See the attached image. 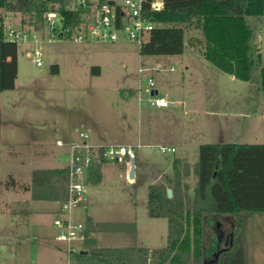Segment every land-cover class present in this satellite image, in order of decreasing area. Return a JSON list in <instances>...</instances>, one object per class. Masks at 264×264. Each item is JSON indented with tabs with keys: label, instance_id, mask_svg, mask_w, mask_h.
I'll use <instances>...</instances> for the list:
<instances>
[{
	"label": "rangeland",
	"instance_id": "rangeland-1",
	"mask_svg": "<svg viewBox=\"0 0 264 264\" xmlns=\"http://www.w3.org/2000/svg\"><path fill=\"white\" fill-rule=\"evenodd\" d=\"M80 1L72 0L70 7L90 10L100 0H89L88 8ZM16 17L20 15L16 13ZM248 19L252 22L257 18ZM260 22H255L259 30L263 25ZM160 25L185 29V51L177 58L175 70L170 68L176 59L143 56L139 45L132 42L49 41L46 26L38 30L43 43H18L15 87L0 91V264H67V245L57 240L54 223L61 216L58 202L35 200L21 186L31 182L36 169L67 165V148L58 146L57 141H72L73 133L87 130L80 123L86 116L94 124L89 132L91 139L123 143L130 138L137 144L139 137L143 143L150 137L164 145L178 146L176 152L163 153L156 146L135 145V179L129 177L131 164L123 175L117 169L119 165L106 161L113 168V180L99 186L85 181L87 200L93 199L88 206L90 214L103 221L121 219L120 223L131 226L122 232L96 234L101 237L99 247L165 248L168 219L148 214V190L156 183L155 175H160L162 180L158 181L162 182L180 155L188 153L190 160L197 162L202 144H264L261 66L255 68L250 81L232 78L205 59L204 33L197 22ZM35 50H40L41 66L35 62ZM156 60L164 68H152ZM141 66L147 69L144 77L152 76L160 94L172 101L169 107L159 109L145 99L139 101ZM143 97L147 95L143 93ZM165 110L168 117L159 113ZM142 150L148 153L144 160ZM189 184L193 196V176ZM73 212L76 220L83 221L86 203ZM226 223L221 226L214 215L206 217L208 257L217 251L221 237L235 229L233 223ZM246 237L248 264H264V213L251 217ZM86 249L82 243V250ZM72 264L79 263L73 260ZM148 264H158L151 253Z\"/></svg>",
	"mask_w": 264,
	"mask_h": 264
},
{
	"label": "trees",
	"instance_id": "trees-1",
	"mask_svg": "<svg viewBox=\"0 0 264 264\" xmlns=\"http://www.w3.org/2000/svg\"><path fill=\"white\" fill-rule=\"evenodd\" d=\"M104 1V0H101ZM72 0H0L3 11L17 13L25 27H45L48 11H57L65 25L81 22L80 8L70 7ZM146 0L147 16L158 23L140 52L143 56L180 55L185 51V29L160 24L194 21L204 33V56L221 71L241 81H250L261 66L260 87L264 92V19L263 37L256 42L257 30L248 17L264 18V0H163L161 10L151 9ZM18 76V43L5 39L0 24V91L15 87ZM105 160H96L88 181L101 182ZM197 178L194 195L184 178ZM67 167L36 169L29 184L21 186L35 200L63 201L68 197ZM172 189L169 196L168 190ZM264 213V144L209 143L199 147L194 167L183 159L174 160V179L151 184L148 190L150 217L168 219V244L165 248L147 246L99 247L93 232L104 225L107 230H123L128 224H98L86 221V250L74 254L79 264H148L151 256L158 264H205L206 217L235 216L232 243L223 248L215 264H248L247 227L250 218ZM131 227V226H130ZM129 227V228H130ZM133 227V225H132Z\"/></svg>",
	"mask_w": 264,
	"mask_h": 264
},
{
	"label": "built area",
	"instance_id": "built-area-1",
	"mask_svg": "<svg viewBox=\"0 0 264 264\" xmlns=\"http://www.w3.org/2000/svg\"><path fill=\"white\" fill-rule=\"evenodd\" d=\"M90 2L81 0L80 5L88 8ZM152 10H161L164 2L151 0ZM146 0H115L114 4L109 1H99L91 5L90 10L81 11V22L76 26H67L64 17L57 11H48L45 15V26L48 28L49 41L55 38L69 39L75 42H132L139 45L140 49L147 41L151 31L158 23L147 16L145 12ZM78 8V7H77ZM5 39L11 42H34L43 43L38 30L27 28L22 24L14 23L11 12L3 11L0 22ZM31 56L32 53L28 52ZM35 62L42 65L40 50L34 51ZM152 68H157L153 66ZM171 69H174L172 66ZM147 69L139 68V101L146 100L156 107H169L171 102L160 95L156 88V82L152 76L143 75ZM143 93L147 97H143ZM79 139L65 143L57 141L60 146L68 147L67 169L68 197L61 201V216L55 219L58 229L57 240L66 243L67 264H72L74 254L82 250L86 238V223L78 221L74 216V209L86 201L87 188L85 177L93 168L96 160L102 158L105 161L117 163L132 162L137 153L132 144H109L92 145L88 142L89 132L82 129L78 131ZM163 153L176 152V147L159 145ZM31 264H35L32 262Z\"/></svg>",
	"mask_w": 264,
	"mask_h": 264
},
{
	"label": "crops",
	"instance_id": "crops-1",
	"mask_svg": "<svg viewBox=\"0 0 264 264\" xmlns=\"http://www.w3.org/2000/svg\"><path fill=\"white\" fill-rule=\"evenodd\" d=\"M89 1V0H88ZM101 1V0H100ZM104 1H109V0H104ZM161 1V0H160ZM163 1V0H162ZM11 16H12V19H13V21L15 22V20H17V22H19L18 24H22V19H21V16H20V18L19 19H17V17H16V13H11ZM263 19L264 18H260V19H255L254 21L252 20V22H250L251 23V25H252V27H254L256 30H257V32H256V39H255V41L256 42H261V40H262V37H263V33H262V27H261V29L259 30V28H257L256 27V25H255V22H258V23H261L260 21H262V23H263ZM23 25V24H22ZM166 25V24H165ZM78 43H80V42H78ZM204 51V50H203ZM181 55L182 54H180V55H161V56H156V57H166L167 59L168 58H172V59H176L175 60V62H174V64H172L173 66H175L176 64H178L179 63V61L177 60V58L178 57H181ZM203 55H204V53H203ZM205 57V56H204ZM206 59V58H205ZM207 60V59H206ZM157 62H156V66H157V68H162V66H163V68H164V65L159 61V60H156ZM208 61V60H207ZM170 70H175V67H174V69H171L170 68ZM232 78H234V76H232ZM157 91L160 93V90L157 88ZM167 94V93H166ZM127 95L128 96H130L131 95V92H128L127 93ZM161 95V94H160ZM163 96V95H162ZM165 97L167 98V96L165 95ZM168 99V98H167ZM169 100V99H168ZM171 103H172V101L171 100H169ZM171 105V104H170ZM157 108H159V109H161V108H167V107H157ZM166 112L165 113H163L164 111H160L159 113H162V114H164V116L165 117H168L169 116V113H168V111L167 110H165ZM80 123H81V126L82 127H87V130L86 129H84V130H86V131H88V132H90V131H93V129H94V124L91 122V120H90V118H89V116H86L85 117V120H83V119H81L80 120ZM78 130V128L76 127V129H75V131H77ZM79 131V130H78ZM71 138H75V139H73L72 141H74V140H77V138L79 139V134H75V133H73V136H71ZM148 139H147V141H146V143H143L142 141H140V137H139V141H138V143L136 144V143H134V141H133V139H130V138H127V141L126 140H124V142L123 143H111V142H108V141H106V138H93V139H91L90 138V136H89V138H88V142L90 143V144H92V145H109V144H132V145H137V147H139V148H152V146H156V148L158 147L159 148V145H164V144H161V142H159V141H154V140H150L151 138L150 137H147ZM59 140H61V139H58V141ZM62 141V140H61ZM72 141H66L65 143H69V142H72ZM64 142V141H63ZM142 142V143H141ZM58 145V144H57ZM58 146H60V145H58ZM170 146H174V147H176V151L178 150V146L176 145V144H173V143H171L170 144ZM60 147H66L67 148V151H68V147H67V145H64V146H60ZM147 155H148V153L146 152V150H142L141 152H140V156H142V159L141 160H144V159H146V157H147ZM176 158H180V159H183V160H186L190 165H191V168H193L194 167V165H195V163H196V161L194 162V161H191L190 160V156L188 155V153L187 154H184V155H180V156H178V157H176ZM175 158V159H176ZM137 159H138V155L136 156V158H135V160H134V162H135V165L137 164ZM174 159V160H175ZM174 160H173V162H172V168L173 169H169V175L168 176H166L164 179H163V181L162 182H160V181H158V180H162V178H161V176L160 175H155V181L154 182H156L155 184H160V183H165V182H167V180L168 179H171V180H173L174 179ZM198 161V160H197ZM114 163H116L117 165H119V166H117V169H118V171L119 172H122L123 173V175L125 174V172L126 171H128V168H129V164H131V162H126V163H117V162H114ZM129 163V164H128ZM108 164H110V163H107L106 161L104 162V164H103V166H102V169H101V182L99 183V184H94V185H96V186H99V185H101L103 182H105V181H109V180H113V172H112V167H108L107 165ZM108 167V168H107ZM150 168V167H149ZM157 170V169H156ZM89 174V173H88ZM88 174L86 175V177H85V181H88ZM138 176V171H137V168H136V171H135V178ZM194 177V179L195 180H197V178H196V176L194 175V174H191L190 175V177ZM190 177H188V178H184V181H186V182H188L189 183V178ZM134 178V179H135ZM131 180H133V179H131ZM89 182V181H88ZM90 183H92V182H90ZM151 185V184H150ZM149 185V186H150ZM190 185V184H189ZM189 191H190V189H189ZM88 193V192H87ZM30 194H31V192H30ZM190 194V193H189ZM191 195V194H190ZM193 195H194V191H193ZM58 202V204H59V207H58V210H57V212H59L60 213V207H61V201H57ZM95 202H96V200H95ZM86 203V215H84V218H83V221L86 223V221L88 220V219H91L92 221H93V226L96 228L97 227V225L98 224H115V225H119V224H122V223H120L121 222V219H116V220H105V221H103V220H99V219H96L97 217H95V215L94 214H90L89 213V208H88V206L91 204V203H93V199H92V201L90 200H87L86 199V201L85 202H83L82 203V205L83 204H85ZM217 219V221L219 222V223H221V226L223 225L222 223H225V221L227 222V223H229V222H231V223H233V226L236 228V224H237V219H236V217L235 216H231V215H224V216H220L219 218H216ZM251 219V218H250ZM78 221H81V220H78ZM226 223V224H227ZM235 230V229H234ZM233 230V231H234ZM102 231H106V232H122V230H107V229H104V225L101 227V229H99V231H97V232H93L92 233V236L93 237H95V238H97L96 237V234H99L100 232H102ZM233 231H232V233H233ZM98 239H101V237H99V238H97V244H98ZM224 241V240H223ZM223 241H220L219 240V243H218V247H217V252L220 250V248L222 249V248H226V247H228L229 245H231V243L230 242H228L227 244H224V242ZM98 246V245H97ZM209 259V258H208Z\"/></svg>",
	"mask_w": 264,
	"mask_h": 264
},
{
	"label": "flooded vegetation",
	"instance_id": "flooded-vegetation-1",
	"mask_svg": "<svg viewBox=\"0 0 264 264\" xmlns=\"http://www.w3.org/2000/svg\"><path fill=\"white\" fill-rule=\"evenodd\" d=\"M232 232L231 233H229V234H227V236H224V238H222L221 237V239H220V241H223L224 242V244H227L228 242H230V243H232ZM227 248V247H226ZM223 249V248H222ZM221 248H220V250L217 252H215L214 254H212L213 256H210V257H208L206 254H205V264H215V262H216V258H217V256H218V254H219V252L222 250ZM209 258V259H208Z\"/></svg>",
	"mask_w": 264,
	"mask_h": 264
},
{
	"label": "water",
	"instance_id": "water-1",
	"mask_svg": "<svg viewBox=\"0 0 264 264\" xmlns=\"http://www.w3.org/2000/svg\"><path fill=\"white\" fill-rule=\"evenodd\" d=\"M109 3L110 4H114L115 3V0H109ZM135 171H136V165H135V162L132 161L131 162V169H130V172H129L130 179H134L135 178ZM168 194H169V196L172 195V189H169L168 190Z\"/></svg>",
	"mask_w": 264,
	"mask_h": 264
}]
</instances>
